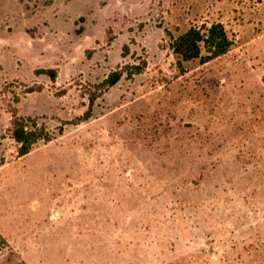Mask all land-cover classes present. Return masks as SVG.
Listing matches in <instances>:
<instances>
[{"label":"rangeland","instance_id":"374dc122","mask_svg":"<svg viewBox=\"0 0 264 264\" xmlns=\"http://www.w3.org/2000/svg\"><path fill=\"white\" fill-rule=\"evenodd\" d=\"M214 24L231 51L180 71ZM14 115L52 142L19 158ZM0 264H264V0H0Z\"/></svg>","mask_w":264,"mask_h":264},{"label":"trees","instance_id":"16d2710c","mask_svg":"<svg viewBox=\"0 0 264 264\" xmlns=\"http://www.w3.org/2000/svg\"><path fill=\"white\" fill-rule=\"evenodd\" d=\"M232 47L233 41L222 24H214L208 28H191L177 38L172 37L170 44V49L177 58L178 69L182 72L185 70L184 64L195 61H199L202 65L208 64L227 55ZM129 54L130 49L125 46L123 57L127 58ZM147 68L146 61H139L133 65L119 67L112 72L102 83L96 85L95 90L89 95V109L80 120L87 122L91 119L93 108L104 93L116 87L124 78L131 80L144 74ZM35 75L47 76L54 83L58 76L55 70H38ZM33 92L35 91L31 89L28 94ZM11 135L19 147V158L30 155L39 142H52V135L45 127H39L31 118H21L17 115L13 116Z\"/></svg>","mask_w":264,"mask_h":264},{"label":"crops","instance_id":"0c3cea01","mask_svg":"<svg viewBox=\"0 0 264 264\" xmlns=\"http://www.w3.org/2000/svg\"><path fill=\"white\" fill-rule=\"evenodd\" d=\"M190 30V29H189ZM186 33V32H185ZM184 34V33H183ZM172 37V36H171ZM171 44V43H170ZM115 88V87H114ZM113 89V88H112Z\"/></svg>","mask_w":264,"mask_h":264}]
</instances>
